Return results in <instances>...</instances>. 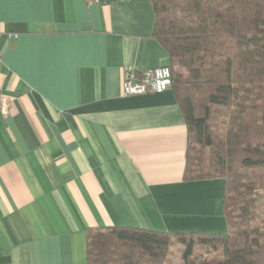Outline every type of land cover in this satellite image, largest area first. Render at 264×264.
<instances>
[{
	"label": "crops",
	"instance_id": "0c3cea01",
	"mask_svg": "<svg viewBox=\"0 0 264 264\" xmlns=\"http://www.w3.org/2000/svg\"><path fill=\"white\" fill-rule=\"evenodd\" d=\"M152 0H0V264H87V230L227 233L222 178L184 181L174 91L123 94L170 65Z\"/></svg>",
	"mask_w": 264,
	"mask_h": 264
},
{
	"label": "trees",
	"instance_id": "16d2710c",
	"mask_svg": "<svg viewBox=\"0 0 264 264\" xmlns=\"http://www.w3.org/2000/svg\"><path fill=\"white\" fill-rule=\"evenodd\" d=\"M187 127L184 181L222 178L227 233L87 230V264H264V0H152Z\"/></svg>",
	"mask_w": 264,
	"mask_h": 264
},
{
	"label": "built area",
	"instance_id": "2783aa9c",
	"mask_svg": "<svg viewBox=\"0 0 264 264\" xmlns=\"http://www.w3.org/2000/svg\"><path fill=\"white\" fill-rule=\"evenodd\" d=\"M123 94L135 96L146 93H162L172 85L170 66L147 68L141 71L128 69L124 72Z\"/></svg>",
	"mask_w": 264,
	"mask_h": 264
},
{
	"label": "rangeland",
	"instance_id": "374dc122",
	"mask_svg": "<svg viewBox=\"0 0 264 264\" xmlns=\"http://www.w3.org/2000/svg\"><path fill=\"white\" fill-rule=\"evenodd\" d=\"M174 250V256H172V260H173V264H180L181 263V259L179 256L180 255V251H178L177 249H173Z\"/></svg>",
	"mask_w": 264,
	"mask_h": 264
},
{
	"label": "water",
	"instance_id": "95a60500",
	"mask_svg": "<svg viewBox=\"0 0 264 264\" xmlns=\"http://www.w3.org/2000/svg\"><path fill=\"white\" fill-rule=\"evenodd\" d=\"M98 1H100V2L110 3V2H112L113 0H98Z\"/></svg>",
	"mask_w": 264,
	"mask_h": 264
}]
</instances>
